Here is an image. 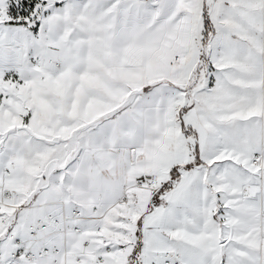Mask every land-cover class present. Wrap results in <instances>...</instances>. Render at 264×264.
Here are the masks:
<instances>
[{
    "label": "snow or ice",
    "instance_id": "obj_1",
    "mask_svg": "<svg viewBox=\"0 0 264 264\" xmlns=\"http://www.w3.org/2000/svg\"><path fill=\"white\" fill-rule=\"evenodd\" d=\"M0 264H264V0H0Z\"/></svg>",
    "mask_w": 264,
    "mask_h": 264
}]
</instances>
